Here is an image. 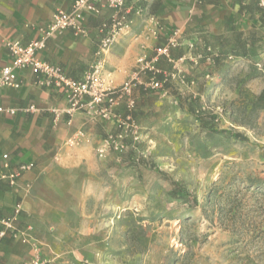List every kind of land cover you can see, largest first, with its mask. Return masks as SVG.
Listing matches in <instances>:
<instances>
[{"label": "rangeland", "instance_id": "1", "mask_svg": "<svg viewBox=\"0 0 264 264\" xmlns=\"http://www.w3.org/2000/svg\"><path fill=\"white\" fill-rule=\"evenodd\" d=\"M253 29V45L247 48L249 62L235 77L232 67L238 63L233 57H226L220 67L213 61L200 62L204 54L215 53L210 45L200 47L195 42L188 50L197 68L192 75L180 70L186 60L170 63L159 57L157 61L163 58L170 68L162 70L157 62L161 74L155 79L167 80L161 89L151 90L144 87L149 74L136 69L130 94L122 96L121 112L115 111L117 105L113 109L125 126L119 129L115 120L103 119L113 123L114 131L93 150V172L87 175L80 194L82 207L74 226L77 251L43 254V264H264V185L258 193L252 188L244 191L247 177L264 181V110L258 114L257 134L229 120L230 104L241 106L242 101L258 96L249 93V84L255 79L264 81V60L256 59L255 48L264 23ZM237 33L226 37L228 44H233ZM164 40L152 48L150 58ZM198 55L200 58L194 60ZM173 72L176 77L167 78ZM226 85L238 88L240 97L233 99L226 94ZM138 86L141 89L136 98L133 91ZM191 87H195L192 92ZM129 99L134 102L132 108L127 106ZM193 99L196 113L216 117V130L241 133L246 140L229 135L209 140L188 110ZM110 135H120L123 148L114 151L106 147L101 155L98 150ZM231 162L234 166L228 167ZM221 175L222 189L233 176L242 180L234 183L243 206L233 232L218 220L217 207H207V216L202 212L207 193ZM169 180L181 182L196 197L198 206L190 209L175 200ZM29 262L25 259L21 264Z\"/></svg>", "mask_w": 264, "mask_h": 264}, {"label": "crops", "instance_id": "2", "mask_svg": "<svg viewBox=\"0 0 264 264\" xmlns=\"http://www.w3.org/2000/svg\"><path fill=\"white\" fill-rule=\"evenodd\" d=\"M74 0H0V70L10 62L6 44L12 40L22 45L37 40L58 11H68ZM203 2V4H201ZM221 3V5H220ZM99 14H84L80 22L83 35L66 30L49 38L40 60L59 65L66 77L79 79L92 65L101 40L117 16L105 6L98 5ZM214 12L211 15L210 12ZM239 6L234 0H126V25L104 52L106 74L114 87L136 75V61L142 55L150 58L152 48L165 37H152L155 23L170 32L178 29L181 45L171 51L172 61L183 58L180 70L192 75L197 68L187 45L195 42L200 47L210 45L214 53L230 51L233 44H221L226 37L238 31L242 38H251L259 16L249 13L238 16ZM233 18L232 21L230 19ZM256 59L264 60V33L259 34ZM229 43V42H228ZM259 44V51L257 50ZM251 45H247L249 48ZM200 49V48H198ZM196 52H193V55ZM238 63L232 67L233 77L242 73L247 58L233 57ZM162 70L169 65L161 58ZM19 89H0V106L15 109L10 116L0 112V174H9L23 164H34L22 173L14 184L0 177V218L9 226L0 224V264H21L32 256L30 243H37L40 256L53 253L76 252L75 235L80 215V194L85 189L87 175L93 172L94 148L110 132L112 122L86 115L83 111L70 117L66 102L55 87L41 86L33 74L19 72ZM264 86L262 79L249 84V93L258 94ZM140 86L133 91L137 98ZM188 89V88H186ZM195 87L189 89L190 92ZM226 94L239 98L238 88L226 85ZM124 98L118 100L115 111L121 112ZM77 132L84 134L78 146H67L68 138ZM7 156L8 169L3 168ZM22 235L29 243L21 241ZM43 259V258H42Z\"/></svg>", "mask_w": 264, "mask_h": 264}, {"label": "built area", "instance_id": "3", "mask_svg": "<svg viewBox=\"0 0 264 264\" xmlns=\"http://www.w3.org/2000/svg\"><path fill=\"white\" fill-rule=\"evenodd\" d=\"M102 0H74L71 8L68 11H58L53 16L52 20L43 30L39 39L30 41L26 45H22L17 40H12L6 44L9 51L10 62L0 70V89H19L22 82L19 80L20 71H28L33 74L37 79V82L41 86H52L58 89L66 102V114L70 117L80 111H83L86 115L91 117H98L105 120H115L117 127L121 129L125 126V123L120 121L115 116L113 109L117 105L118 100L123 95H129L133 86L135 78L128 82L123 83L120 87H114L111 80L107 78L106 74V62L104 59V52L108 51L114 43L116 35L126 25V16L124 14V6L126 0H104L105 6L116 14V20L111 24V28L106 36L101 40L100 50L95 53L92 65L89 70L85 71L79 79H70L63 73L62 68L59 65L46 63L38 57V54L45 49V43L49 38L62 35L66 30H72L76 35H83L84 28L81 27L80 22L84 18L85 13L99 14L98 5ZM258 5L264 9V0H259ZM155 29L151 33L152 37L158 38L159 35L166 34L164 44L155 47L154 56L147 58L145 55L137 58V69L144 74H149V82L144 85L146 89L156 90L161 89L163 83L167 80L159 81L155 79L157 75L161 74V71L157 67V60L159 57H164L170 63L172 61L170 53L173 48L181 45L178 40L180 32L178 29H172V32L167 33V29L164 25L155 23ZM194 48V43L190 42L187 45V49L191 51ZM207 51H211L208 47ZM200 56L194 57V60L199 59ZM231 56L228 57L230 59ZM208 63L211 60L210 57L205 59ZM177 62H183V58L178 59ZM260 67V65H258ZM170 79L176 77L175 73L168 75ZM181 83H185L183 77H179ZM128 108L134 106L133 100L129 99L127 103ZM0 112H4L13 116L16 113L14 109H7L0 106ZM133 127V125H131ZM84 134L77 132L74 136L68 138L66 145L75 147L80 144ZM106 147H111L114 151H121L123 148L121 142V136L110 135L105 141L103 148L99 149V153L104 154ZM3 168L8 169L7 156H3ZM34 164L20 165L9 174L1 173L0 177L7 179L10 184H14L16 179L24 172L30 171ZM0 224L9 226L7 220L0 218ZM4 232L0 233L3 236ZM21 241L29 243V238L26 235H22ZM32 256L29 264H43L40 258V248L38 244L30 243Z\"/></svg>", "mask_w": 264, "mask_h": 264}, {"label": "trees", "instance_id": "4", "mask_svg": "<svg viewBox=\"0 0 264 264\" xmlns=\"http://www.w3.org/2000/svg\"><path fill=\"white\" fill-rule=\"evenodd\" d=\"M259 0H234V4L239 6L238 16L249 13L251 16L256 14L259 16L260 23H264V9L260 8L258 5ZM230 19V18H229ZM233 18L230 19L232 21ZM252 38V37H251ZM251 38H242L239 33H237V39L233 42V48L230 51L226 50L223 52H218L216 54L208 53L204 54L205 56L200 59V62H205L206 58L210 57L216 67H220L224 62L226 57H241L247 58V45H253ZM226 41V39H225ZM228 44L222 40L221 44ZM160 78V76L158 77ZM168 87V85H165ZM196 102V99H193L188 104V110L191 114H194L197 121L200 123L201 130L204 132L205 136L210 140L214 138L215 135L220 136H231L235 140L244 141L246 140L244 135L241 133H236L231 130H216L214 125L215 116L208 115L204 113L195 112L193 108V103ZM264 110V89L259 93L258 96L253 97L249 100H244L241 102V106H234L233 103L230 104L229 109V120L231 124L236 127H241L243 129L251 130L257 134L258 127V114L259 111ZM228 167L234 166V163H229ZM224 176L221 175L216 183H213L212 188L209 190L205 197L206 207H202V212L206 214L207 207L213 209L217 207L218 210V220L220 223L228 224V229L233 230L235 222L238 218L241 217V207L243 206L242 201L237 197L238 191L234 189V183L239 181L242 183V180H239L236 176L231 177L225 189H222L221 182H223ZM246 187L244 191L253 189L254 193H258V189L264 185V181L257 177H247L246 178ZM169 185L171 187V196L176 200H179L180 203L187 205L188 208L192 209L198 206L196 197H192L189 192L185 189V186L181 182H174L169 180ZM222 190V191H221ZM233 232V231H232Z\"/></svg>", "mask_w": 264, "mask_h": 264}]
</instances>
